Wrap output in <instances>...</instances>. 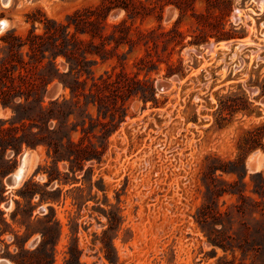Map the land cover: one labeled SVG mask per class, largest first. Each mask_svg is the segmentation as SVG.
Here are the masks:
<instances>
[{"label":"rangeland","instance_id":"1","mask_svg":"<svg viewBox=\"0 0 264 264\" xmlns=\"http://www.w3.org/2000/svg\"><path fill=\"white\" fill-rule=\"evenodd\" d=\"M0 22V92L34 116L41 98L45 108L65 100L61 125L37 123L58 129L65 147L71 141L63 150L70 162L55 163L44 145L14 156V138L38 129L0 104V261L14 264L7 255L35 250L43 227L36 218L50 214L61 225L53 264H64L75 244L81 264H110L104 237L113 239L114 264H264V248L252 246L264 199L249 203L260 202L255 186L264 189V7L254 0H0ZM15 38L31 40L34 50L25 45L17 57L8 48ZM229 41L213 55L204 49ZM240 41L250 44L239 49ZM51 55L68 83L78 81L73 90L41 83ZM23 152L27 170L35 159L33 172L9 190L4 179ZM243 166L245 186L220 171ZM55 168L61 183L46 185L45 172ZM29 181L36 195L28 220L29 201L18 192ZM222 190L243 193L244 213L234 207L238 196ZM44 192L54 201L40 203ZM108 214L121 217L119 228L108 227ZM210 218L216 237L234 249L208 242L201 226L211 228ZM28 222L27 238L21 224ZM25 262L43 264L37 256Z\"/></svg>","mask_w":264,"mask_h":264},{"label":"trees","instance_id":"2","mask_svg":"<svg viewBox=\"0 0 264 264\" xmlns=\"http://www.w3.org/2000/svg\"><path fill=\"white\" fill-rule=\"evenodd\" d=\"M28 43V44H27ZM27 45L28 49L30 51L34 50L33 47V42H31V40L28 42H23L22 40H20L19 38H15V43L11 44V46H9V49H13L15 50V54L17 57H20L22 54V48ZM37 49V48H36ZM65 56V55H64ZM45 56L42 54V58H44ZM49 59V66H51V71L47 74L44 75V77H42L41 79V83L48 85L54 81H58L61 83V85L64 88H69L71 90H73V84H78V81H74L73 80V84H70L67 82V78L68 76L66 74H61L59 72V70L57 69L56 65H55V55H51L50 57H48ZM71 73L73 71V69H70ZM145 99V98H143ZM145 102V100H144ZM66 101L65 100H59L56 99L53 102H50V106L49 108H45L42 104V98L40 100L37 101V105L35 106L37 111L39 112V114H36V116L31 115V114H24L23 110L24 108L27 106L21 103L16 104L15 103V96L14 95H8L6 92H0V104L2 105V107L4 108H10L13 111V114L15 116V118L20 121V122H24L27 121L29 123H31V128L32 127H36L38 129V132L36 133H29L28 137L25 138L23 136H17L14 138V145H10V149L13 151V155L16 156L21 150L22 148L25 146L27 148H35L39 145H44L47 147L48 149V154H51L52 157L55 160V163L66 159L67 161H71L70 156H66L63 154V150L66 148H70L71 146V141L70 139L67 138V146L65 147L64 145V137H61L60 135H58V129L54 128L52 130H49L47 126H45L44 129H42L39 124L37 123V121H41V119H45L46 122H50V121H57L58 124L61 125L63 117L64 116V112L62 111L63 107L66 105ZM45 116V118H44ZM66 118L65 120L68 121L70 116H73V112H68L67 114H65ZM42 117V118H41ZM0 123H2L0 121ZM59 128V127H58ZM43 132L42 134L39 132ZM264 149V148H263ZM70 151V150H69ZM5 153L6 150L3 152V154L1 155V160L4 162L5 161ZM69 153V152H68ZM76 157V156H75ZM79 159V158H78ZM77 158L75 159L76 161H78V164L81 163L83 160H85V158H80L78 160ZM11 160H8L7 162L9 163ZM231 165H235V163H231ZM221 169V168H213L214 171ZM224 173H228V174H235L237 175V177L240 179V183L245 186V182L243 181L245 176H246V172L244 170V166H243V172L238 173L235 170H224L222 168V170H220ZM46 173V177H47V184L49 185L51 182L56 181L58 184L61 183L60 180V173L58 172L57 168H55V172H45ZM259 177L261 178L262 181H264V178L262 176L261 173L258 174ZM66 183V182H65ZM34 187V184H32L31 181L27 182L21 190H19V195L21 198L23 199H27L29 201L28 206L30 207V213L28 216V220L30 219V217H32V212L34 209V206H32V204L30 203V201L35 197L36 192L35 191H30V188ZM232 187V186H230ZM0 191L3 192V187H0ZM230 193V194H234L238 196V201L237 204L234 206L237 211L239 213H244V210L246 209V201H248V199L243 195V193L241 194H237L234 192H231V190H222L221 194L223 193ZM254 193L258 196V198L260 199V202L257 201H250L249 203L252 204L255 207H259L261 205H263V199H264V189L262 187L257 188V186H255L254 188ZM40 198H39V202H46L48 203L49 201H54L53 198H50L48 196L47 192H44L43 194H39ZM49 212H53L51 207H48ZM256 214L261 218L260 221H256L257 223L260 224V228H258V230L256 231V233L258 234V241L257 242H253L252 246L255 247L258 250H262L264 248V208L256 210ZM15 215H11L12 220H14ZM211 217V216H210ZM37 222H41L43 224V227L39 230L40 236H41V240L39 245L36 247L35 250L33 251H27L24 250V248L20 249V252L17 253L14 256H9L7 255V257L14 263V264H27L25 261L27 259V257L30 256H37L40 258V262H42L43 264H53L55 262V254H56V244L59 240L60 234H61V225L60 223L55 220L54 215H44L42 217V220H40L39 218H36ZM206 218H204V220H206ZM211 219V228L209 229H205L203 228V226H201V229L203 231V233L205 234L208 242H210L213 246H218L221 249H223L224 251L228 250V249H234L233 243L227 240H220L218 237H216L218 234H220V231L216 229V219L214 218H210ZM4 218H3V212L0 210V225L1 223H4ZM121 221V217L117 214V215H109L107 217V223H108V227L110 228L111 226L117 224L118 228L120 226V222ZM202 222L201 220L198 221V223ZM205 221H203L204 223ZM31 223L28 222V224H24L22 223L21 225L25 226V236H27V234L29 233V226ZM117 228V229H118ZM117 232V231H116ZM105 232H103V236H105ZM28 238V236H27ZM27 238L25 237V241L27 240ZM228 239V238H227ZM112 238L110 240V242H108V238L105 240L104 239L101 240L103 247H104V257L105 260L110 263V264H114L117 262V258H116V253H115V249L113 247L112 244ZM241 245L240 243L236 246L237 249H241ZM68 257L65 259L64 264H81L80 258L82 255V250L78 247L77 244H75L74 246H71V248H68V251L66 252Z\"/></svg>","mask_w":264,"mask_h":264},{"label":"bare ground","instance_id":"3","mask_svg":"<svg viewBox=\"0 0 264 264\" xmlns=\"http://www.w3.org/2000/svg\"><path fill=\"white\" fill-rule=\"evenodd\" d=\"M6 0H4V4H5ZM254 3L256 4V6L258 7L259 10H262L264 7V0H254ZM245 12V11H244ZM242 11L240 9H235L234 10V15H233V21L239 22V19L241 18ZM245 14V13H244ZM237 24V23H236ZM5 28L4 22H0V31H2ZM247 40V39H246ZM237 43V42H236ZM231 42H223V43H210L207 44L204 49L206 50V52L208 53V55H213L215 54L217 49H229ZM239 44V49L243 48L245 45H249L250 43L247 42H243L240 41L238 42ZM258 50V49H257ZM240 51V50H239ZM197 52H195L196 54ZM173 79V78H172ZM180 82V81H179ZM29 162V154L27 152H23L21 154V156L19 157L18 160V166L16 168V170L14 171V178L16 179V183L14 185L13 188H9V190L18 188V185L20 184V182H22V180L24 179L25 175H30L33 172L34 166H35V159H32L31 164H29L28 170H27V165ZM10 206V203L8 202L7 204L4 205V207L6 209H8ZM2 264H7V262L5 261H0Z\"/></svg>","mask_w":264,"mask_h":264},{"label":"water","instance_id":"4","mask_svg":"<svg viewBox=\"0 0 264 264\" xmlns=\"http://www.w3.org/2000/svg\"><path fill=\"white\" fill-rule=\"evenodd\" d=\"M20 156H21V154H20ZM19 156V157H20ZM17 166H18V163H17ZM17 166H16V168H17ZM16 170V169H15ZM14 170V171H15ZM4 185H5V187L7 188V189H9V188H13L14 187V185H15V183H16V179L14 178V172L13 173H11V174H9L5 179H4ZM7 204V203H6ZM1 261H4V260H1ZM0 264H2L1 262H0Z\"/></svg>","mask_w":264,"mask_h":264}]
</instances>
